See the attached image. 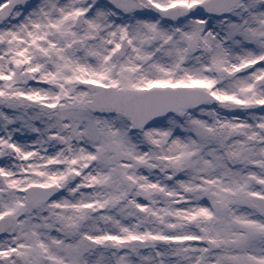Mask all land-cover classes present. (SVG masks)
<instances>
[{
	"label": "snow or ice",
	"instance_id": "obj_1",
	"mask_svg": "<svg viewBox=\"0 0 264 264\" xmlns=\"http://www.w3.org/2000/svg\"><path fill=\"white\" fill-rule=\"evenodd\" d=\"M0 264H264V0H0Z\"/></svg>",
	"mask_w": 264,
	"mask_h": 264
}]
</instances>
